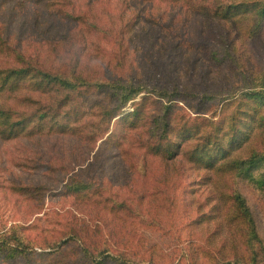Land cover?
I'll list each match as a JSON object with an SVG mask.
<instances>
[{
	"label": "rangeland",
	"instance_id": "rangeland-1",
	"mask_svg": "<svg viewBox=\"0 0 264 264\" xmlns=\"http://www.w3.org/2000/svg\"><path fill=\"white\" fill-rule=\"evenodd\" d=\"M34 1L1 2L0 26L9 15L17 50L52 71L86 78L79 88L87 91L63 109L86 115L75 136L0 142V236L17 231L29 244L24 257L12 258L10 246L0 251V264H39L33 256L68 239L72 227L123 264H264V128L253 132L233 174L147 150L162 135L167 99H176L171 119L181 125L194 117L225 119L243 94H264V16H253L247 34L249 19L218 21L205 10L228 0H195L191 9L158 0H77L82 19L46 27L47 11ZM158 91L174 98H156ZM26 96L19 102L3 92L0 106L41 115L37 101L57 105L64 98ZM142 97L150 98L146 123L128 129L114 119L101 137L104 108L128 99L121 112L131 113ZM250 102L264 118V102ZM73 186L88 191L74 193Z\"/></svg>",
	"mask_w": 264,
	"mask_h": 264
},
{
	"label": "trees",
	"instance_id": "trees-1",
	"mask_svg": "<svg viewBox=\"0 0 264 264\" xmlns=\"http://www.w3.org/2000/svg\"><path fill=\"white\" fill-rule=\"evenodd\" d=\"M3 1L6 0H0V8ZM76 1L35 0L34 3L42 4L43 9L47 11L44 14V24L48 27L62 22L72 24L73 21L82 19L83 14L76 7ZM158 1H164L173 8L180 5L183 8L190 6L189 9H191L194 7L192 2L195 0ZM228 1L229 4L221 5L213 11L205 10L210 14V18H216L218 21L242 23L249 19L247 20L249 25L245 26V33L250 34L254 24L253 16H264V0ZM13 11L12 8L11 12ZM193 11L195 12L194 9ZM37 13V11H34L35 21L39 20ZM8 17L9 15L6 14L5 22H1L2 25L0 26V57L4 61V64L0 66V94L5 92L9 98H15L19 102L28 101L29 97L26 95L30 93H34L40 98L57 93L60 97L64 95V98L60 102H56L57 105L37 101L38 106L44 110L41 115L38 113L40 109L26 112L14 106H0V142L2 144L12 143L20 139L31 141L33 139H44V137L65 139L68 136L79 134L81 130L76 128L77 122L82 120L86 114H82L78 108L72 111H63V109L66 105L65 100L68 102L72 96L76 97L82 94L81 92L85 93L87 91L79 88L83 82L87 81L86 78L75 71H72L69 75L52 71L42 63L34 61L25 52H21L20 47L17 50L16 46L19 42L15 40L16 43H13L11 40L10 29L13 22L11 23ZM86 86H94V84L90 83ZM168 94L166 91L160 93L158 91V93H155L158 96H153L156 98L163 96L164 99H167L168 96L174 98L173 93ZM255 99L264 102V94H243L239 99L236 111L232 115L226 116L225 119L214 121L213 119L194 117L189 119L190 124L181 125L179 124L180 119L174 121L171 119L173 109L176 108L174 103L176 99H167L164 114L158 122V128L160 125L162 135H160L157 142L147 147V150H151L153 156L167 161H174L180 157L197 170L220 174L236 173L243 166L242 160H239L240 152L245 148L248 149L256 137L257 133H254L264 128V118L258 117L259 111L250 102ZM149 100L150 98L142 97L135 111L126 114L121 110L128 99L118 107L104 108L103 114L104 120L107 122V128L105 127V132L101 137L107 134L109 124L114 119L120 121V123L124 122L128 129H136L139 124L146 123L145 120H148L150 115L152 116L147 107V101ZM198 118H201V124L197 123ZM153 121L157 122L155 118H153ZM244 126L250 127L249 133L247 132L248 128L246 129ZM97 132L93 131V134ZM173 132L174 136H169ZM43 166L47 168L46 164H43ZM20 188L19 191L28 192ZM71 190L78 194L82 193L83 190L88 191V189L77 188L76 186H73ZM231 202L237 214L245 218L241 201L236 197H231ZM80 232L76 227H72L69 231L71 236L68 239L59 245L57 243L53 247H47L51 249L49 252L43 251V253L35 255L33 258H38L39 264H78L80 258L88 264H109L110 261L113 264H123L122 261L108 257L105 254L106 251L99 250L96 243L88 238L85 239ZM28 245L23 243L17 231H11L10 234L0 236V251L10 246L8 250L13 253L12 258L24 257L25 254H29ZM101 256L104 258L103 262L97 263L95 258ZM64 260H67L68 263H65Z\"/></svg>",
	"mask_w": 264,
	"mask_h": 264
}]
</instances>
